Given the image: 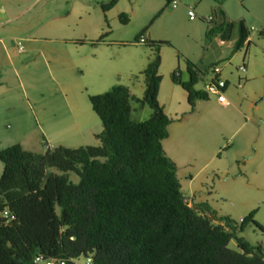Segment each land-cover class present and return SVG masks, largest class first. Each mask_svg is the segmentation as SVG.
I'll return each mask as SVG.
<instances>
[{"label":"trees","instance_id":"16d2710c","mask_svg":"<svg viewBox=\"0 0 264 264\" xmlns=\"http://www.w3.org/2000/svg\"><path fill=\"white\" fill-rule=\"evenodd\" d=\"M119 18L128 19L125 13ZM237 21L235 49L250 34L244 21ZM233 22H215L206 32L208 38L216 28L228 38ZM259 33L264 34V25ZM144 42L153 46V52L141 70V96H133L123 83L88 95L102 122L96 133L99 143L58 144L43 151L25 149L20 143L0 148V264H37L36 255L76 264L81 254L90 256L92 264H264V245L239 234L247 222L264 231L254 218L256 208L238 222L206 202L189 204L182 193L176 163L162 145L175 118L157 98L160 45L169 41ZM186 68L187 79L175 72L171 78L186 90L192 110L208 92L195 87L204 72L191 60ZM227 84L226 79L224 89ZM133 97L152 108L149 116L130 117ZM51 166L63 173L47 171ZM68 172L79 179L72 180ZM232 238L236 248L229 246Z\"/></svg>","mask_w":264,"mask_h":264},{"label":"rangeland","instance_id":"374dc122","mask_svg":"<svg viewBox=\"0 0 264 264\" xmlns=\"http://www.w3.org/2000/svg\"><path fill=\"white\" fill-rule=\"evenodd\" d=\"M136 1L137 4L134 5V12H125L128 16L126 22H121L117 19L118 26L120 27L114 31L117 39L128 37L132 40L140 30V27L147 25L152 18L153 14L149 15L150 8L157 5L158 1H163V4L166 2V0ZM176 1L179 2L180 0ZM222 1L225 0H214V3L216 6L218 5L222 8ZM228 1L231 12H234L236 9H249L247 3L250 0ZM253 1L255 2V0ZM120 2L126 6L130 4L129 0H121ZM171 3L170 1L167 5ZM174 5H178L177 7L180 10L178 23L181 29L180 38L179 40L178 38L169 40V43H166L161 48L163 62L159 67V73L163 75L164 79L161 81L163 89L161 87L159 99L166 102L170 99L171 95L174 96V100L172 98V100L165 104L166 110L173 116V104H176V99L183 98L181 94L183 96L184 89L171 81L170 74L176 71L177 67H180L182 77L184 79L187 78V69L183 59L185 54L194 55L195 53L202 52V67L205 68L204 72L206 74L205 77L203 74V77H199L195 83V87L204 89V82L212 74V67L219 65L221 67V77L228 81L224 91L231 102L227 108H221L215 103L216 95L209 92L208 98L198 100L195 110L189 115L188 112L178 110L180 112L177 118L188 116L187 119H189L192 118L190 116L203 115V118L199 120L201 122L200 128L194 133L190 132L187 136L190 139L189 147L184 149L185 152L186 150H191L193 152L192 155L196 157L195 160L192 159L188 163H181L187 160L188 156H180L181 153L179 154L177 151L179 149L172 146L178 140L175 138L173 130L168 142L164 143L166 151L169 153L168 156L171 159L170 155L175 156V152H178V156H175L179 166L176 174L179 182L182 183L183 193L185 196L192 198L190 196L191 189H200L201 193H205L204 195L208 197L209 204L216 211L230 214L238 222L242 216L246 215L251 209L256 208L254 218L264 226V166L263 169H259L257 166L259 164L257 163L259 161L257 159L262 154L259 146H261V141H264V34L259 33V29L264 25V0H259V4L251 7L252 16L255 19L254 23L256 24H253V27L250 29L251 36L239 49H235L234 41L229 40L230 37L220 41L221 30L217 28L211 32L209 38H212V42L210 45H208L210 41L207 36L206 42L199 44L202 46H200L201 48L195 47V43H198V40L194 36L196 32L190 29L187 7L183 6L182 3ZM189 7L195 10L196 4H191ZM165 8L166 5L162 14L167 12ZM207 15H211L212 19L209 21L203 19L208 22L205 23V26H215V22L218 21L216 10L213 8L212 11L203 14V18ZM157 18L156 21L154 19L149 25L154 26L157 24ZM230 18L226 17L225 19H235ZM195 20H199V18ZM155 28L164 34H170L173 30H169L167 25L161 27L156 25ZM168 30L169 32H166ZM113 47L116 49V52L114 58L112 57V61L115 60L116 65L111 67L109 66L110 62L109 65L104 64L103 70H101L103 71L104 81H100L97 86L89 85L88 88H84L85 86L83 87L81 82L79 86L80 96L77 93L71 95L69 92L73 100L69 105L70 110L66 109L64 111V118L57 119L58 117L53 118L51 116L49 120H43L41 117L36 120L30 109L32 106H35L27 104V100L22 97V93L17 87V76L10 72V81L6 82L3 86L7 91L3 88L0 89V147L12 143H20L25 149L43 151L46 149V143L50 147L58 144L76 147L84 144L99 143L96 133L101 131L102 122L92 109L88 95L105 91L113 84L123 83L129 87L133 96H141L144 89V75L141 70L148 63H146V57L149 55L151 58L153 52V46L148 42H140L139 40L136 43L133 42V44L128 45L118 43ZM209 48H211V52ZM220 51L221 56H218ZM141 59L145 63L144 66L140 64ZM178 60L181 62L180 66H178ZM41 61L42 58L38 55L35 60L23 66L26 59H22L21 63L23 67L20 71L22 79L24 80V76L28 74H25L26 71H33L38 77H42V82L44 81L48 84L50 76L45 68H43ZM112 61L111 64L113 63ZM241 64L245 65V70L243 71L238 69ZM106 66L110 70L104 69ZM41 81L37 82L38 86L36 89H38L34 91V96H30L31 99L29 98L31 102L32 100L35 103L38 102V104H35L36 108L41 105L39 104L41 100L47 103L50 97L55 96L53 86L48 84L47 88H45L46 86L40 85ZM238 82L241 83V86H238ZM68 86H70L69 83ZM173 86H175L178 92L173 91ZM179 91L180 97L178 96ZM76 100H78L79 104L74 103ZM129 102L131 105L130 117L132 119L146 118L152 111V108L148 104H140L134 97L130 98ZM73 104H78V109ZM186 105L188 103L186 104L183 101L182 107H187ZM48 112L50 113V110ZM47 115L49 114L47 113ZM48 133L52 134L49 135ZM180 143L182 144L183 141ZM256 148H258V151ZM205 161H208L206 165L207 169L199 171L187 186V179L184 175L189 171L191 173L195 172L196 167ZM245 165L246 173L252 175V180H249L247 177L244 178L245 174L240 173V170ZM2 167L3 164L0 161V173ZM217 167L221 168L220 172L219 170H213ZM224 167H228L229 173L225 176L221 173ZM47 171L63 173V171L53 166L48 167ZM68 175L74 181L79 179L78 175L74 172H68ZM239 234L252 243L261 242L264 245V231L260 230L252 222H247L243 229L239 231ZM229 246L236 248L235 239L232 238L229 241ZM75 262L76 264H86V256L84 254L79 255L75 259Z\"/></svg>","mask_w":264,"mask_h":264},{"label":"crops","instance_id":"0c3cea01","mask_svg":"<svg viewBox=\"0 0 264 264\" xmlns=\"http://www.w3.org/2000/svg\"><path fill=\"white\" fill-rule=\"evenodd\" d=\"M108 1L109 0H0V89L3 88L7 91V89H5L3 86L4 84H6V82L10 81L9 74L11 72L17 76V87L20 89L22 97L27 100V104H29L30 106H35L29 108L32 110V114L35 116L36 120H38V118L40 117L43 120H49L51 116H53V118L58 117L57 119L64 118V111L66 109L70 110L69 105L73 100L70 94L73 95L74 93H77V95L80 96L81 92L79 90V86L81 85V82L83 84L82 86H85L84 88H88L89 85L97 86L100 81H104L103 71H101L103 70L104 64L109 65L110 62L109 66L114 67L116 65V61H112V57L114 58V54L116 52V49L113 46L118 43L122 45L133 44V42L136 43L137 40H135V37L143 28L140 27V30L132 40L128 37H125L124 39H117L115 37L114 31L120 28L117 22V19L121 21L119 18V14L125 12H134V5L137 4V1L129 0L130 4L126 6L124 4H121V0H116L113 5L107 8H103L102 4H105ZM169 2L166 1L165 4H163V1H158L157 5H154V7L150 8L151 11L149 10V15H153L149 23L147 24L148 27L146 31L144 32L146 39L169 41L173 40V38H178L179 40L181 31L178 24L180 10L177 7L178 5L173 4V0H171L172 3L170 5H167ZM177 3H182L183 6L187 7V14L188 7L191 6V4H196L195 10L197 12V17L195 16L194 18H190L189 15L187 16L188 19H190L188 20V23L191 27L190 29L196 32L194 36L198 40V43H195V47L197 46L199 48L201 46L199 44H203V42H206V32L211 27L209 25H207V27L205 26V23L207 21H205L206 19L203 18V14L212 11L214 8L217 12V20L220 22L225 21L226 17L235 18L232 19L234 20V22L228 35V38L230 37L229 40L234 41L235 43L236 39L239 36V24L237 20L242 19L245 25L248 26L249 29H251L253 27V24H256L254 23L255 19H253L251 7L259 4V0H255V2L253 0H250V2L247 3L249 9H236L234 12L230 11V3L228 0L222 1V8L218 5L216 6L214 0H180ZM165 5V11L167 12H165V14H162L164 12ZM156 18L158 23L155 25L153 24L154 26H150L149 24H151L154 19L156 21ZM196 18H199V20H195ZM156 25L160 27L167 25L169 30H173L170 34L168 33L169 35L167 33L164 34L163 32L158 31L157 28H155ZM143 26L145 27L146 25ZM169 30L166 32H169ZM232 35L234 36L232 37ZM250 36L251 35L249 34L248 38ZM208 39L210 41L208 45H210V43L212 42V38ZM224 39L225 38H223V36L221 35L220 41H223ZM18 40H20L22 44L21 51L17 50ZM165 44L166 43H161L160 45L161 60L159 67L163 62V53L161 52V48ZM209 50L211 52V48H209ZM38 55L41 56V64L50 76L48 84L53 86L55 96L50 97L47 103H44L43 100H41L39 103L41 105L36 108L35 104H38V102L36 101L37 103H35L33 100L31 102L29 98L30 96H34V91L38 89H36V87L38 86L37 82L39 80L41 81L42 77H38L33 71V73L31 71H26L25 74H28L24 76L25 79L23 80L20 76V71L23 66L35 60ZM218 56H221V51ZM24 58L26 59V62L22 66L21 61ZM149 58L150 56L148 55L146 57V63L148 62ZM183 59L185 67H187L188 60H191L197 65V67H199L200 70H202L203 72L205 71V68L202 67V52L195 53L194 55H188L186 53ZM111 61L113 62L112 64ZM180 63V60H178V66H180ZM140 64L141 66L145 65L143 59L140 60ZM104 69L110 70V68H108L107 66ZM105 72L108 73L107 71ZM174 72L177 73L176 75L178 77L184 80L180 67H177V70ZM205 74L206 73L204 72V77ZM163 79L164 77L161 74V81ZM170 79L173 83H175L171 78V74ZM161 81L159 83L157 98L159 103L163 106L164 111L168 115H170V113L166 110L165 104L166 102L172 100V98L174 100V96L171 95L170 99H168V101L166 102L162 99H159L161 87L163 89ZM68 83L70 84V86H68ZM48 84L44 81H41L40 83V85L46 86L45 88H47ZM175 85L179 84L175 83ZM173 91L178 92L175 86H173ZM178 96L180 97V91ZM181 97L183 98L176 99V104H173V117L175 119H173L168 124V134L162 140V145L165 153H167L168 155L169 153L166 151L164 143L168 142L173 130V134L178 140L177 142H174L172 146H175V148L177 147L179 149L177 151L179 152V154L181 153L180 156H188V159H184L185 161H182L181 163H188L192 159L195 160L196 157L192 155L193 152H191V150H186V152L184 150L187 149L190 144V139L187 136L191 131L194 133L200 128L201 122H199V120L203 118V115L199 114L197 116H190L192 118L189 119H187L188 116L177 118V115L180 112L178 110H183L182 112L186 113L188 112L189 115L195 110L198 100L203 99H197L195 101L194 108L190 110V106L187 101V92L185 89L183 92V96L181 94ZM226 97L228 99V96ZM183 101H185L186 104L188 103V105H186L187 107H182ZM228 101V103L219 102L215 96V103L221 108H227L228 106H230L231 102L229 99ZM74 103H78V100L74 101ZM78 104L73 105L78 109ZM48 110H50V113L48 112ZM47 113L49 115H47ZM48 134L51 135L52 133ZM181 141H183L182 144L180 143ZM260 144L261 146L259 147L262 154L257 159V161L259 160L257 162L259 163L257 164V166L259 167V169H263L264 141H261ZM0 148H2V146ZM256 150L258 151V148H256ZM178 152H175V156H178ZM170 156L173 160H175L174 162L177 165L178 171L179 166L178 162L175 159L176 157L173 155ZM207 162L208 161H205L201 165L197 166L195 172L191 173V171H189L184 175V177L187 179V186L199 171H201L202 169H207ZM245 167L246 165L244 166V168H242V170H240V173L245 174L244 178L247 177L249 180H252V175L246 173ZM220 169V167H217L213 170H219L220 172ZM221 173L224 174V176L229 174L228 167H224V170L221 171ZM180 189L183 193L181 182ZM204 194L205 193H201L200 189L192 188L190 191V196H192V198H189V196L186 197L187 199H189V204L199 202H206L209 204L207 199L208 197ZM210 206L215 209L212 205ZM217 213L223 214L218 211Z\"/></svg>","mask_w":264,"mask_h":264},{"label":"built area","instance_id":"2783aa9c","mask_svg":"<svg viewBox=\"0 0 264 264\" xmlns=\"http://www.w3.org/2000/svg\"><path fill=\"white\" fill-rule=\"evenodd\" d=\"M177 1L173 0V4H176ZM188 15L190 18H194L196 16V12L193 8H188ZM204 18L209 21L212 19L211 15H207L204 16ZM138 40L140 42H144L145 41V36L143 34H141L138 38ZM17 50L21 51L22 50V44L21 41L18 40L17 41ZM239 70L243 71L245 70V65L241 64L238 67ZM220 71H221V67L219 65H214L212 67V74H210V76L206 79V81L204 82V89L209 93L212 92L216 95V98L219 102L222 103H228V99L225 95V84H226V79H224L223 77H221L220 75ZM177 74V73H176ZM238 86H241V83L238 82ZM45 147L48 148L50 147L47 143L45 144ZM188 203H189V199H188ZM5 215L7 214V211L4 210L3 212ZM35 261L37 264H54L59 262L60 264L64 263L63 259L57 258V257H46L44 258L42 255H36L35 256ZM86 264H92V258L90 256L86 257Z\"/></svg>","mask_w":264,"mask_h":264}]
</instances>
